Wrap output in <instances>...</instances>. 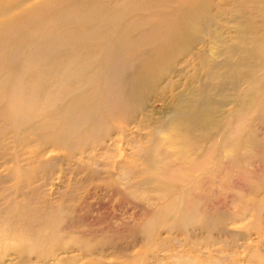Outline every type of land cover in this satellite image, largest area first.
I'll return each mask as SVG.
<instances>
[{"label": "rangeland", "instance_id": "374dc122", "mask_svg": "<svg viewBox=\"0 0 264 264\" xmlns=\"http://www.w3.org/2000/svg\"><path fill=\"white\" fill-rule=\"evenodd\" d=\"M82 11L107 41L84 40ZM176 24L182 42L157 52L139 86L143 124L106 127L99 84L106 125L66 149L49 142L73 140L57 120L64 74L97 55L107 74L108 44L110 58L135 63L120 73L134 71ZM57 35L71 61L60 48L30 53ZM0 77V264H264V0H0Z\"/></svg>", "mask_w": 264, "mask_h": 264}, {"label": "bare ground", "instance_id": "6f19581e", "mask_svg": "<svg viewBox=\"0 0 264 264\" xmlns=\"http://www.w3.org/2000/svg\"><path fill=\"white\" fill-rule=\"evenodd\" d=\"M51 3H52L51 1H45L41 4H38L34 7H32V9H42ZM30 13L34 14L35 12L32 11ZM80 15H81V18L83 17V15H86L87 19L81 21V23L78 25H82L81 27H89L90 28V29H87L84 31V34H85L84 36H87L91 39L97 38V39H102L104 41H107V39H108L107 32L106 31L103 32V27L100 24L101 22L97 21L96 17L94 15L89 16L86 11H82V13ZM108 17L114 18V17H110V16H108ZM58 22L63 23L66 26L67 24H70V25L73 24L75 21L71 22V19L59 17V18H57L56 23H58ZM77 22H79V21H77ZM112 29L113 28H111V30ZM179 29H180V27L176 24V25L171 26L167 30H162L163 33L161 35H159L158 38L154 39L150 44V46L153 47V56L145 59L142 66L140 68H137L134 71L130 70L127 73H120V71L117 68L118 67L117 65H119L121 62H124L125 66L128 67V69H132L134 67L135 63L127 62V61H123V60H117L115 58H110L108 56V53H110V51H114L115 47H113V45L108 44L106 46L101 47V48L107 49L105 51L107 54H106V56L103 57V59L105 62L108 63V66L110 68L108 70L104 68V70L102 71V72H106V70H107L108 71L107 74H105V73L99 74L100 70H99L98 66H100V60H101L100 57L97 58V56H99V55H97L95 58H92L94 55L89 57L92 59L88 60L89 63L86 66H84V68L82 70L78 69V71L76 73L71 72V73L64 74L60 79L61 84L59 86L62 90L59 91L57 89L58 94H59V100H60L58 102V105H60V109L58 108V110H56V112L58 113V116H59V117H57V120H59L62 123L61 129H60L61 130L60 139H61L62 135L65 136V134L67 132H65V134H64V131L67 130V131L72 132L70 134L71 135L70 138H73V140L70 139L71 142L63 143L58 138H56V136L55 137L53 136L51 139L49 138V142H51L53 145H56V143H58L56 146H58L61 149L62 148L66 149L67 145L69 146L70 144L75 143L74 139H76L77 141L79 140V137L82 136L81 135L82 132L88 131V133L93 134L94 130L97 127L105 126L106 121L104 120V117H105V119H107V126L106 127H109V125L111 127V122L108 120V118L115 117V116H119L122 120L125 121L123 123H125L126 126L127 125L129 126V124H130L129 122L133 121L135 116L141 115L144 117V119L142 121V124H143L146 121L145 114H144V112H142L145 101H138V93L140 91L139 86H140V84H145V82L149 80L150 77H148V75H150V67L152 65H157V64L159 65L160 64L159 58L157 57V52L162 53L165 49L171 50L173 47L177 46L178 44H180L182 42V39L180 38V35H179L180 33H178ZM41 38H45V35H43V37L41 36ZM91 39H84V40L88 41L90 43H95V40L94 39L91 40ZM112 40H118L119 43L121 42V39L114 38ZM112 40H110V41H112ZM25 41H28V40H25ZM70 45H71V42H69L67 40V38H64L63 36L57 35L54 37L53 41H50V42L47 41V43H45L44 45H39L37 43H33L31 45L32 47L30 49V53H32L34 56L41 55L42 53H47L48 56L49 55L50 56H53V55L58 56L56 51L58 48H60V51L62 50V52H63V54L61 55V58H63V60L69 61L70 60L69 55L65 53L64 49H65V47H69ZM125 49H126V47L121 48V50H125ZM100 54H102V53H100ZM73 60L78 61V59H73ZM41 68H47V67H46V65L42 64ZM5 69H6V67H5ZM8 69H9V67H8ZM33 74L38 76V77L41 76L40 72H35ZM9 79H11V78H9ZM67 80L71 81V83L68 87L64 85V81H67ZM259 82L257 83V85L259 84ZM99 84L104 85L105 91L102 94L105 95L106 100L109 102V106L102 108L105 111V112H103L104 117H102L100 112H99L101 109V105L97 104L98 95H97V92L95 91V87L99 86ZM28 85H30L32 87L33 84L28 83ZM113 86L116 87L115 89L117 91H115ZM7 88H8V86H7ZM10 92H11V90H10ZM18 93H20V92L18 91ZM106 93H108V95H106ZM13 95H15V93ZM2 97L5 98V95ZM11 100H12V97H11ZM3 101H1V102H3ZM6 101H8L7 103H9V100H6ZM6 101H4V102L6 103ZM184 101L185 100H180L178 102V106L175 107V109L173 110V113L175 115L184 116L186 112H189L188 111L189 106L187 104L184 107H182V106L179 107ZM12 106H13V104H12ZM28 106H29V103H25V105H22V107H20V108L22 109V111H25V109ZM3 108H5V107H2V109ZM17 110H18V108H17ZM2 112H3V110H2ZM7 112H8V110H7ZM48 112L50 113V111H48ZM4 114H6V113H4ZM0 115H1V112H0ZM18 115L20 116V114H18ZM3 116H7V115H3ZM13 118H15V117H13ZM115 118H117V117H115ZM21 119H22V117H21ZM122 120H120V121H122ZM14 121H15V119H14ZM9 124L11 125V123H9ZM18 126H19V124H18ZM177 126L183 128V126H181L179 124H177ZM3 128H6V127L3 126ZM9 129H11V128H9ZM4 130H2V131H4ZM118 130H119L118 132L120 133V137H119V141H120L124 137L125 128L120 126ZM14 131H15V128H14L13 132ZM21 133H23V132H21ZM68 140H69V138H68ZM89 142H90V140L88 141V143ZM90 145H88V146H90ZM37 147H39V146H37ZM159 147L160 146L158 144H153L150 146V150H149L150 152L148 154H149V157L151 158V160H149V162L151 164L153 162L159 161V152H158ZM36 242H37V240H36ZM29 248L30 247H28L27 249H29Z\"/></svg>", "mask_w": 264, "mask_h": 264}]
</instances>
